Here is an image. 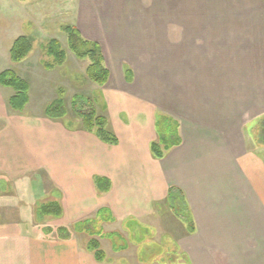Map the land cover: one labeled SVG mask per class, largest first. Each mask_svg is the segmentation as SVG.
I'll return each mask as SVG.
<instances>
[{
	"label": "crops",
	"instance_id": "0c3cea01",
	"mask_svg": "<svg viewBox=\"0 0 264 264\" xmlns=\"http://www.w3.org/2000/svg\"><path fill=\"white\" fill-rule=\"evenodd\" d=\"M5 1L0 0L3 5ZM157 1L185 7L192 3ZM183 16L190 29L180 30V40L173 44L184 43L186 52L195 54L194 63L197 53H210L206 55L210 64L195 63L194 76L179 77L176 92L160 85L151 91L138 86L136 67L129 56L132 30L128 15L98 14L92 19L97 22L92 23L97 32L89 36L77 26L84 38L100 44L109 70L108 81L97 89L103 104L100 115L115 134L116 144L102 142L80 123L70 125L64 118L43 115L44 106L55 99L53 85L71 81L65 76L56 80L55 69L44 73L39 51L13 64L29 83V99L24 110L15 111L8 104L13 90L0 85V264H142L135 244L129 243L136 249L134 256L131 251L129 254L121 227L136 234L147 230L149 224L158 228L159 243L166 237L165 244L175 245L174 255L166 247L161 262L151 264H264L263 161L257 158L246 167V110L264 101V77L260 76L262 83L251 86L255 93H246V78L233 76L236 67L246 68V37L239 43L243 50L236 51L229 49H234L227 39L232 34L220 33L225 40L221 46L227 47L224 50L219 35L216 41L205 43L196 34L200 28L213 27L206 24L216 19L213 15L201 18L184 12ZM164 20L160 28L167 32L164 36L170 44L174 36L168 27L175 23ZM110 21L122 23L117 27ZM239 35L246 31H237ZM3 50L5 59L8 47ZM124 63L132 70V82L124 77ZM5 64L0 71L8 68ZM202 67L210 71L200 75ZM224 74L227 77L219 80L217 76ZM72 96L64 97L66 104ZM159 112L178 122L181 138L161 159L153 157L149 149L157 138ZM37 173H43V178L32 187L30 182ZM96 177L109 180L107 191L96 188ZM170 190L183 197L192 217V231L170 208ZM51 197L60 203L62 214L53 221L32 222L35 232L25 231L22 223L5 216L34 213L38 202ZM98 213L109 214L100 221L103 232L118 233L128 247L116 250L107 239L97 237L106 254L102 262L86 249L84 226L75 230ZM48 227L51 232L44 230ZM57 227H67L71 234L58 237Z\"/></svg>",
	"mask_w": 264,
	"mask_h": 264
},
{
	"label": "rangeland",
	"instance_id": "374dc122",
	"mask_svg": "<svg viewBox=\"0 0 264 264\" xmlns=\"http://www.w3.org/2000/svg\"><path fill=\"white\" fill-rule=\"evenodd\" d=\"M5 1L4 5L0 2V67L6 62L8 68L13 69V62L9 59V48L12 41L19 35H27L32 42V50L29 57L34 56L35 51H39L40 65L44 69V73L54 70L56 80L57 77H67L71 83L53 85L55 90V98L58 97V91L62 89L64 97L82 95L89 93L91 103H94L98 114L103 110V104L100 103V92L98 86L90 81L85 74V67L88 64L87 59H78L66 47V35L62 30L65 24L75 25L89 36L93 32H97L96 28L92 27V21L95 16L102 13L128 15L131 26V47L130 58L134 62L137 72V84L139 87H146L149 91L151 88L160 85L161 88H171L173 91L177 90V83L179 77H193L195 63L198 66L207 64V54L197 53L194 63L195 54L186 52V45L173 44L174 41L180 40L178 32L190 29L184 24L186 19L183 16L184 12L188 14H197L203 18L204 15L208 17H215L211 22L210 19L206 22L212 23L213 27H200L201 32L196 34L201 35L200 39L211 41L215 40L219 35L220 48L226 50L227 47L221 46L223 38L220 33L232 34L227 39L232 43L231 50H243L242 42L244 36L246 37V68L240 67L233 71L235 79L246 78V93H255L251 87L258 82L262 83L260 76L264 77V0H191L192 3H187L186 7L183 4H163L157 0H12ZM186 10V11H185ZM152 15V17H151ZM154 15V16H153ZM156 15V16H155ZM164 16V17H163ZM128 18V17H127ZM125 18V19H127ZM163 18L167 21H173L175 24L168 27L174 37H171L170 44L166 42L164 36L166 31L161 29ZM145 19V20H138ZM164 20V21H165ZM110 24L117 26L122 22L110 21ZM166 23V22H165ZM150 24L151 26H145ZM153 25V26H152ZM119 27V26H117ZM191 29H195L194 26ZM20 30V32H18ZM218 30V31H217ZM237 31L240 33L246 31V35L236 36ZM184 34V31L181 34ZM193 32L192 34H194ZM189 34V33H188ZM256 34V35H253ZM231 37L234 39H231ZM51 38H56L61 45L66 49V58L62 66L53 69H46L43 67L44 59L47 57L43 53V44ZM184 40V37L182 38ZM216 41V40H215ZM225 41V40H224ZM209 45V43H208ZM7 48L6 58L4 59V50ZM221 50V49H220ZM221 54V53H220ZM235 55V54H234ZM185 62L192 64L193 69H189ZM242 64V63H241ZM204 65V66H205ZM242 66V65H240ZM200 70V75H206L210 70ZM2 69V68H1ZM199 71V70H198ZM197 71V73H198ZM18 73V72H17ZM229 73V71H228ZM231 73V71H230ZM229 73V76H231ZM49 72L47 77H50ZM219 80L227 77L225 74ZM61 80V79H59ZM159 87V86H158ZM159 87V88H160ZM72 96V97H73ZM87 97V96H86ZM253 96H251V99ZM50 102V101H49ZM48 102V103H49ZM66 107V115L63 117L70 125L80 123L77 113L71 108V100L67 102L64 99ZM253 103V102H252ZM43 112V111H42ZM44 115V114H43ZM263 141V144L261 141ZM257 158L263 161V167L260 171L264 174V101L259 105L250 107L246 110V167L247 164L254 162ZM246 171L247 168H246ZM43 178V173H37L34 180L30 183L32 187L36 181ZM264 184V182H263ZM31 187V189H32ZM18 199V198H17ZM42 201H52L51 198H45ZM41 201V202H42ZM25 207V206H24ZM109 214L98 213L96 218H93L92 224L94 226L101 224V219ZM9 220H15L22 223L25 231H33L31 228L32 222H39L35 210L33 212H18L5 214ZM47 220L57 219L59 217L46 216ZM53 219V220H54ZM52 220V221H53ZM101 221V222H100ZM102 225V224H101ZM81 226V224L79 225ZM76 225V227H79ZM147 230L142 229L136 234L131 230L121 229L126 232L123 234L127 245L129 243L135 244L138 247L137 256L142 264H151L153 262H161L164 249L169 248L171 255H174L173 248L175 245L165 244L166 237L162 238V243L156 239L158 228L149 224L145 226ZM47 231V228H44ZM120 231V230H118ZM103 232V230H102ZM110 244L112 242L107 237ZM123 241V240H122ZM112 247V246H111ZM128 248V247H127ZM129 254L134 256L135 247L129 245ZM134 249V250H133ZM171 258V257H170Z\"/></svg>",
	"mask_w": 264,
	"mask_h": 264
},
{
	"label": "trees",
	"instance_id": "16d2710c",
	"mask_svg": "<svg viewBox=\"0 0 264 264\" xmlns=\"http://www.w3.org/2000/svg\"><path fill=\"white\" fill-rule=\"evenodd\" d=\"M62 30L66 35L67 49L76 58L88 60V64L85 67L87 78L97 86H103L108 81L109 70L104 63L100 44L97 41L84 38L75 25L65 24L62 26ZM31 50L32 42L30 38L27 35H19L10 45L9 59L13 63H19L29 55ZM43 53L47 57L43 63V67L46 69L60 67L65 62L66 49L56 38H51L43 44ZM123 73L126 81L132 82L133 73L127 63L123 64ZM0 85L10 87L13 90V94L8 99L9 106L15 111L24 110L29 99L28 81L22 78L14 69L6 68L0 71ZM71 108L77 113L82 129L93 133L104 143L116 144L117 138L110 130L106 118L97 113L94 103H91L88 97L82 95L73 96L71 98ZM43 114L52 119H63L65 117L66 107L62 89L58 91L57 98L44 106ZM155 130L157 138L150 143L149 149L153 157L161 159L171 148L181 143V138L178 134V122L170 116L159 112L156 114ZM261 143L263 144V141ZM94 182L100 192H105L110 187V182L105 177H96ZM167 202L176 215H181L188 222V230L192 231V217L185 206L183 197L177 196V194L173 193V190H170ZM183 207L185 209H182ZM61 214L62 207L56 200L42 201L36 204L35 215L38 220L41 219L40 221H43L46 216L59 217ZM89 225H92V221L81 223L79 227L75 226V230L81 229L82 226L87 230L85 247L92 253L96 261L102 262L106 259L105 251L97 237L110 239L113 249H126L127 245L118 233H104L99 225L92 228H89ZM87 226L89 227L87 228ZM47 231L51 232L52 230L48 227ZM55 233L62 238L71 234L70 229L67 227H57Z\"/></svg>",
	"mask_w": 264,
	"mask_h": 264
}]
</instances>
